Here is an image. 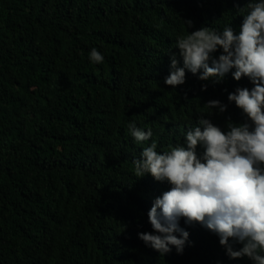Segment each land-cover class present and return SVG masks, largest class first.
Segmentation results:
<instances>
[{
	"label": "trees",
	"instance_id": "1",
	"mask_svg": "<svg viewBox=\"0 0 264 264\" xmlns=\"http://www.w3.org/2000/svg\"><path fill=\"white\" fill-rule=\"evenodd\" d=\"M246 3L0 0V264H253L183 219L182 254L146 246L138 233L152 231L148 211L170 185L136 178L133 163L151 140L161 152L182 144L209 111L221 129L243 120L228 93L253 85L235 69L218 84L188 69L176 88L164 79L172 53L183 67L180 36L228 24L239 32L234 5ZM92 48L103 63L90 60ZM211 99L227 110L205 108ZM133 120L152 129L150 141L135 142Z\"/></svg>",
	"mask_w": 264,
	"mask_h": 264
},
{
	"label": "clouds",
	"instance_id": "2",
	"mask_svg": "<svg viewBox=\"0 0 264 264\" xmlns=\"http://www.w3.org/2000/svg\"><path fill=\"white\" fill-rule=\"evenodd\" d=\"M234 6L243 17L239 32L228 24L222 31L202 26L180 36L175 47L183 67L177 66V54L172 53V70L164 83L172 88L184 84L188 69L199 80L218 84L235 69L231 71L235 80L247 77L253 85L228 93V102L242 110L243 120L228 118L221 129L217 115L209 111L189 126L182 144L162 152L151 140V128H139L134 120L127 125L138 145L151 140L133 161L136 178L150 174L170 185L148 211L152 231L138 237L161 255L173 246L182 254L189 240L183 219L186 225L199 223L218 236L229 258L248 257L253 264H264V0ZM185 22L188 27L193 24L190 19ZM89 56L94 63L104 61L96 48ZM207 87L202 85V90ZM204 106L218 113L228 108L219 99ZM236 244L242 247L237 249Z\"/></svg>",
	"mask_w": 264,
	"mask_h": 264
},
{
	"label": "bare ground",
	"instance_id": "3",
	"mask_svg": "<svg viewBox=\"0 0 264 264\" xmlns=\"http://www.w3.org/2000/svg\"><path fill=\"white\" fill-rule=\"evenodd\" d=\"M146 255V254H145Z\"/></svg>",
	"mask_w": 264,
	"mask_h": 264
}]
</instances>
